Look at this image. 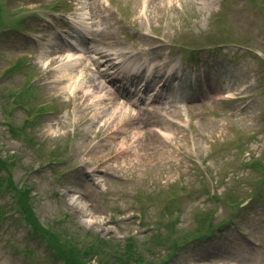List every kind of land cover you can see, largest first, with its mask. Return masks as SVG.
<instances>
[{
	"label": "rangeland",
	"instance_id": "374dc122",
	"mask_svg": "<svg viewBox=\"0 0 264 264\" xmlns=\"http://www.w3.org/2000/svg\"><path fill=\"white\" fill-rule=\"evenodd\" d=\"M261 2L0 0L7 18L28 14L24 29L0 32V153L14 152L9 170L15 182L30 184L31 209L46 232L83 237L81 230L88 229L115 239L132 234L141 243L153 230L151 223L160 220L161 233L184 236L201 219L216 223L229 216L220 232L186 244L163 264H264V181L249 164L253 158L264 163V12L256 6ZM58 3L88 21L94 36L101 27L109 31L106 37L97 33L90 45L135 52V69L152 78L146 91L164 96L147 102L141 93H131L125 111L100 117L107 105L94 95L90 75L104 81L101 71L106 80L119 71L107 69L103 58L94 71L88 69L93 61L71 66L87 89L70 90L72 77L58 92L67 79L59 70L65 58L55 57L48 40L54 31L49 22L56 18L47 13L59 9ZM226 38L231 42L210 46ZM94 56L90 52L87 59ZM17 59L22 63L9 72ZM27 77L36 98L18 95L22 105L12 109ZM211 84L216 90L209 92ZM37 106L46 109L12 138L8 125L17 127ZM135 123L132 131H140L139 137L130 136ZM149 129L159 135L145 138ZM0 205H12L4 191ZM138 207L147 211L140 223ZM65 213L71 223L61 218ZM16 215L9 210L0 220V264H63L49 250L47 235Z\"/></svg>",
	"mask_w": 264,
	"mask_h": 264
},
{
	"label": "trees",
	"instance_id": "16d2710c",
	"mask_svg": "<svg viewBox=\"0 0 264 264\" xmlns=\"http://www.w3.org/2000/svg\"><path fill=\"white\" fill-rule=\"evenodd\" d=\"M261 6L264 7V2H261ZM3 13L0 9V25L3 24ZM15 130L20 131L22 128L15 129L14 126L9 125L10 133L16 135ZM21 136L23 134H20ZM1 156V155H0ZM12 160V155L0 157V167L7 169L5 177L2 179V183L5 184V190L13 191L14 205L17 211L21 212V217L24 221L29 223L32 229L43 237H48L49 250H54L58 257H61L63 264H153L156 254L154 250L160 252L161 249H166L165 257L160 262L163 263L169 259L173 252L179 247L186 245L190 241L196 238H201L204 235L210 234V220L208 218L201 219L196 226V230L191 234H185L184 236L178 233L177 235L161 233V226L163 222L160 220L155 225V230L151 233L145 234L141 243H138L132 236L125 237L122 241L115 240L113 238H104L97 233H93L89 230H83V237L80 235L70 236L62 232L48 231L40 225L39 221L35 218L31 206L29 204L30 187L23 184L19 188L13 181L11 172L9 170V163ZM252 167L262 173V176L258 180L264 181V164L255 159L252 163ZM1 182V181H0ZM1 183V184H2ZM3 188V189H4ZM170 213L174 211L168 210ZM3 218L0 215V219ZM209 221V223H208ZM162 223V224H161ZM206 225V230L203 231V227ZM56 240L61 243H56ZM63 245V249L57 245Z\"/></svg>",
	"mask_w": 264,
	"mask_h": 264
},
{
	"label": "bare ground",
	"instance_id": "6f19581e",
	"mask_svg": "<svg viewBox=\"0 0 264 264\" xmlns=\"http://www.w3.org/2000/svg\"><path fill=\"white\" fill-rule=\"evenodd\" d=\"M86 24V23H85ZM84 24V25H85ZM81 27H84V26H82V25H80ZM85 27H88V25H85ZM103 36H107V32L106 31H103L102 33H101ZM95 36H96V34H95ZM95 36H93V39L94 40H97V38L95 37ZM51 38V43H56L57 41H55L54 40V38L51 36L50 37ZM49 41H50V39H49ZM59 43H62V42H59ZM99 45V44H98ZM94 45V46H88V47H86L84 44H80V47H78V45L74 48V47H72L70 44L69 45H64L63 44V48L62 49H60V50H55V52H59L58 53V56H63V55H65V58H68V61H67V63H72L73 61H75V60H79L78 59V57L76 56V49H78L79 51H81V54H82V52H96V53H100L102 56H105V57H107L106 59H105V61H110V60H112V59H110L111 58V53H112V51H110V49L109 48H106L105 46H103V45ZM131 53L132 52H130V51H127V50H125V51H123L122 52V56L121 57H123V61H125L126 63H129V62H131L132 61V55H131ZM135 53V52H134ZM47 59V58H46ZM110 59V60H109ZM158 64H154L153 65V67H158L157 66ZM140 66H142L141 65V63H140ZM110 68H115V65L112 63L111 65H110ZM127 68V65H124V67H123V71L125 72V73H127L126 72V69ZM59 69H60V71H61V73H62V75H65L66 77H67V79H65L64 80V82L62 83V85L61 86H59L58 87V92H64L65 91V89L66 88H68L67 87V83H66V81H68L69 79H71L72 78V76H73V74L74 73H76V72H72L71 70H70V66L68 65L67 66V68L64 66V65H61L60 67H59ZM130 69L131 70H134L132 67H130ZM160 76L161 77H163L164 75L163 74H160ZM103 79H104V81L103 80H99L98 82H94L93 83V87L97 90V92H99V91H103L104 90V87H108L109 85L108 84H106V82L105 81H109L110 83H111V85L112 84H114V82H113V80L112 79H109V80H106V78L105 77H103ZM87 87H88V85H84L83 87H82V89H87ZM140 88V87H139ZM109 89V88H108ZM107 89V90H108ZM96 90H94V91H96ZM118 90H120V89H118L116 86H115V89H114V91L113 92H104V94H106V96H110V95H114L115 94V92L116 93H119L120 95H116L114 98H113V100L112 101H107V102H104V106H105V104L107 105V109H106V111H102V110H100L99 109V111H101V113H100V117H103L104 115H107L108 114V116H111V115H113V116H115L116 114H118V113H121L123 110L125 111L126 109L125 108H127V102L126 101H128V99L131 101V99H130V97H125V99L124 98H122V96H126V95H124V91H119L118 92ZM214 90H216V88H214ZM213 90V91H214ZM93 91V92H94ZM217 92H219V91H217ZM96 97L98 98L99 97V95H97L96 94ZM135 101V100H134ZM133 101V102H134ZM157 101V100H156ZM136 102V101H135ZM159 103H160V101H159ZM139 109H141V108H139ZM134 110V109H133ZM144 110V109H143ZM115 113V114H114ZM138 127V125H137V123H135V126L133 127H131L130 129H129V132L131 131V134H130V136H132V137H139V134H140V131H138V130H134V131H132L133 129H136ZM154 129H149V130H147V133L145 134V138H149V139H152V138H154L157 134L159 135V133L157 132H154L153 131ZM134 140H136V139H134ZM122 142H125L124 141V139H120V142L118 143V145H119V147L120 146H122ZM123 147V146H122Z\"/></svg>",
	"mask_w": 264,
	"mask_h": 264
}]
</instances>
